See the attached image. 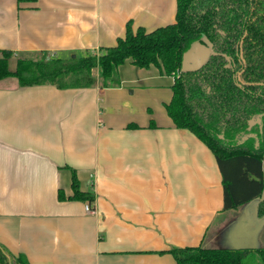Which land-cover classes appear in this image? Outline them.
I'll use <instances>...</instances> for the list:
<instances>
[{
  "label": "crops",
  "instance_id": "0c3cea01",
  "mask_svg": "<svg viewBox=\"0 0 264 264\" xmlns=\"http://www.w3.org/2000/svg\"><path fill=\"white\" fill-rule=\"evenodd\" d=\"M175 13L176 0H0V51L80 56ZM118 75L113 88L0 80V245L30 264H175L161 252L264 247V222L254 232L246 205L223 209L213 153L168 116L173 77L129 60ZM71 171L93 212L66 199Z\"/></svg>",
  "mask_w": 264,
  "mask_h": 264
},
{
  "label": "trees",
  "instance_id": "16d2710c",
  "mask_svg": "<svg viewBox=\"0 0 264 264\" xmlns=\"http://www.w3.org/2000/svg\"><path fill=\"white\" fill-rule=\"evenodd\" d=\"M18 5L36 0H16ZM206 38L213 55L195 71H181L184 56ZM0 51V80L15 78L20 87L52 85L81 89L120 85L118 68L157 67L172 76V97L165 106L174 126L194 134L213 153L222 183L223 209L234 210L258 200L264 215V0H176L175 22L151 32L126 25L113 47L75 57L16 58ZM259 114L262 135L239 143L248 121ZM256 126L250 131L257 132ZM72 195L92 208L94 197L81 192L71 171ZM59 198L64 196L59 193ZM175 264H264V247H172L164 252ZM0 264H30L0 245Z\"/></svg>",
  "mask_w": 264,
  "mask_h": 264
},
{
  "label": "water",
  "instance_id": "95a60500",
  "mask_svg": "<svg viewBox=\"0 0 264 264\" xmlns=\"http://www.w3.org/2000/svg\"><path fill=\"white\" fill-rule=\"evenodd\" d=\"M202 43H203V45H202L203 51L198 52L196 55L189 56V58L187 59L186 67L181 66V71L185 72V71L198 70L206 62L208 57L210 55L214 54V52L212 50V44L210 43V41L208 39H206L205 37L202 38ZM192 49H193V47H192ZM192 49L190 51H192ZM199 53H201V54H199ZM185 56H184V58H185ZM71 57L73 58L75 56L72 55ZM184 58H183V61H184ZM183 61H182V64H183ZM261 118H262V115H258L255 120L249 121V125H251L253 123H257L261 129ZM249 136L255 137V135L249 134V135L245 136L244 139L246 137H249ZM245 205H246L247 209L250 210L251 215L248 216L247 218H244V219H246L247 222L254 224V228H255L254 232H255L258 229V227H260L259 225L264 222V215L260 216V218L257 217L258 216V211H257L258 200H253V201H251ZM241 247H245V246H239V245L234 246V248H241ZM251 247H253V246H251Z\"/></svg>",
  "mask_w": 264,
  "mask_h": 264
},
{
  "label": "flooded vegetation",
  "instance_id": "af4514ba",
  "mask_svg": "<svg viewBox=\"0 0 264 264\" xmlns=\"http://www.w3.org/2000/svg\"><path fill=\"white\" fill-rule=\"evenodd\" d=\"M201 44H203V43H201ZM259 115H262V118H263V114H259ZM257 116H258V115H257ZM257 116L254 117V118H252V119H250V120H255V119L257 118ZM262 118H261V129H260V127H259V125H258L257 123H253V124L249 125V121H250V120L248 121L247 130H249V131H248L244 136H242V138L240 139L241 142L239 141V143H242V142L246 141L247 139L252 138V139L255 140V146L258 145V135H262V133H263ZM254 126H256V127L258 128L257 132H252V131H250V129H251L252 127H254ZM249 134H253V135H255V137L249 136V137H246V138L244 139V137L247 136V135H249ZM263 160H264V159H263ZM262 167H263V163H262ZM263 175H264V173H263Z\"/></svg>",
  "mask_w": 264,
  "mask_h": 264
},
{
  "label": "rangeland",
  "instance_id": "374dc122",
  "mask_svg": "<svg viewBox=\"0 0 264 264\" xmlns=\"http://www.w3.org/2000/svg\"><path fill=\"white\" fill-rule=\"evenodd\" d=\"M202 45L203 44H196L193 46V49L192 51H190L184 58V61H183V64H182V67H186V64H187V59L189 58V56H193V55H196L198 52H202L203 49H202ZM201 54V53H199ZM14 66H15V59L14 58H11L9 61H8V68L10 70H13L14 69ZM263 172H264V160H263ZM263 244V243H262ZM262 244H260L259 246H263Z\"/></svg>",
  "mask_w": 264,
  "mask_h": 264
},
{
  "label": "built area",
  "instance_id": "2783aa9c",
  "mask_svg": "<svg viewBox=\"0 0 264 264\" xmlns=\"http://www.w3.org/2000/svg\"><path fill=\"white\" fill-rule=\"evenodd\" d=\"M85 210L89 213L93 212V208H91L88 204L85 205Z\"/></svg>",
  "mask_w": 264,
  "mask_h": 264
}]
</instances>
